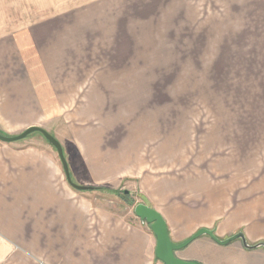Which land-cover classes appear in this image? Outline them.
Masks as SVG:
<instances>
[{
  "label": "crops",
  "instance_id": "0c3cea01",
  "mask_svg": "<svg viewBox=\"0 0 264 264\" xmlns=\"http://www.w3.org/2000/svg\"><path fill=\"white\" fill-rule=\"evenodd\" d=\"M242 9L247 45L223 48L215 59L246 80L238 98L224 100L228 110L215 112L214 130L223 136L216 140L228 157L214 160L217 174L198 172L188 184L173 175L146 193L144 203L161 212L175 243L202 227L221 239L241 231L250 244L264 243V0H245ZM76 15L53 12L15 29L0 20V133L65 119L71 146L85 152L89 166V63L77 54L89 18L81 23ZM237 29L236 17L229 30ZM78 116L86 117L83 124ZM61 134L54 131L64 146ZM67 187L52 159L0 140V264H165L156 257L150 225L135 211L116 214ZM176 254L200 264H264L263 247L246 248L241 240L222 245L208 235Z\"/></svg>",
  "mask_w": 264,
  "mask_h": 264
},
{
  "label": "rangeland",
  "instance_id": "374dc122",
  "mask_svg": "<svg viewBox=\"0 0 264 264\" xmlns=\"http://www.w3.org/2000/svg\"><path fill=\"white\" fill-rule=\"evenodd\" d=\"M235 2L0 0V20L14 22L13 29L53 12H76L81 23L89 18L77 49L89 63V166L85 152L71 146L65 119L43 128L53 135L62 132L73 181L102 189L73 187L57 149L41 132L11 143L39 150L61 167L69 191L121 215L134 212L148 198L146 193L154 194L156 184L171 181L173 175L188 184L198 172L217 174L214 160L223 161L229 152L223 140H216L223 136L214 130L215 112L228 110L224 100L242 94L246 86L236 68L215 66L223 48L247 45L245 0ZM236 17L234 32L229 23ZM77 118L79 124L86 119ZM227 171L222 178L229 176Z\"/></svg>",
  "mask_w": 264,
  "mask_h": 264
},
{
  "label": "water",
  "instance_id": "95a60500",
  "mask_svg": "<svg viewBox=\"0 0 264 264\" xmlns=\"http://www.w3.org/2000/svg\"><path fill=\"white\" fill-rule=\"evenodd\" d=\"M39 131L41 132L45 138L49 141L51 145H53L60 156L64 172L66 174L67 181L76 189L79 190H92L94 187L89 185H81L77 184L73 181L71 176L70 167L68 161L65 156L64 148L61 141L45 128L41 126H30L25 129L23 132L17 135H3L0 133V140L4 142H15L21 139L26 138L31 133ZM135 214L144 222H147L150 225L151 230L153 231L156 239V257L164 262L165 264H200L195 261L183 260L179 258L176 252L187 245H189L193 240L203 235H208L217 241L219 244L227 245L235 240H241L243 245L246 248H256L263 247L264 243L260 242L258 244H250L243 232H237L225 239H221L216 236L214 230L202 227L198 229L193 235L180 243H175L170 235L167 221L157 209L152 206H149L146 203L140 202L134 208Z\"/></svg>",
  "mask_w": 264,
  "mask_h": 264
},
{
  "label": "trees",
  "instance_id": "16d2710c",
  "mask_svg": "<svg viewBox=\"0 0 264 264\" xmlns=\"http://www.w3.org/2000/svg\"><path fill=\"white\" fill-rule=\"evenodd\" d=\"M93 189H102V187H94ZM258 244V243H255Z\"/></svg>",
  "mask_w": 264,
  "mask_h": 264
}]
</instances>
